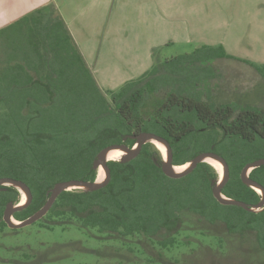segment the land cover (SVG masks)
<instances>
[{
	"label": "trees",
	"instance_id": "16d2710c",
	"mask_svg": "<svg viewBox=\"0 0 264 264\" xmlns=\"http://www.w3.org/2000/svg\"><path fill=\"white\" fill-rule=\"evenodd\" d=\"M221 58L245 61L264 77V63L229 54L224 45H203L105 91L54 2L0 27V178L25 182L33 195L26 208L14 213L15 219L39 211L59 182L95 181L99 151L113 144L133 147L135 139L129 135L139 132L165 138L174 165L216 152L230 169L222 193L258 204L262 195L243 182L241 171L264 158L247 155L246 148L264 140V102L218 101L217 89L204 87L223 75L210 63ZM226 138L234 139L236 149L225 156L219 145ZM160 153L148 142L131 160H110L108 185L64 190L36 224L51 232L59 226L81 230L87 239L137 264H179L204 245H216L215 252L231 250L228 239L240 236L254 240L250 248L257 253L252 256L264 255V207L250 211L220 202L213 193L219 174L206 161L184 177L167 176ZM249 177L264 187V165ZM21 199L16 187L0 185V234L9 227L3 220L7 206ZM185 215L197 217L204 229L183 230ZM219 224L226 237L205 230ZM206 235L215 237L209 245L201 239ZM211 264L227 262L223 258Z\"/></svg>",
	"mask_w": 264,
	"mask_h": 264
},
{
	"label": "rangeland",
	"instance_id": "374dc122",
	"mask_svg": "<svg viewBox=\"0 0 264 264\" xmlns=\"http://www.w3.org/2000/svg\"><path fill=\"white\" fill-rule=\"evenodd\" d=\"M53 1L69 16L83 13L79 48L84 46L87 60L105 91L118 89L124 81L140 76L155 63L161 65L176 55L190 53L195 47L192 41L221 42L229 54L251 61L264 58V0ZM1 4L3 9L10 8L4 13L5 19L14 18L28 7L26 0H0ZM90 9H93V19L87 13ZM210 63L223 75L214 82L210 80L204 87L211 85L217 89L218 101L221 98L233 104L264 102V77L256 67L229 58L211 60ZM224 141L219 148L226 156L230 150L236 149V145L232 138ZM246 148L247 155L264 156L262 139H256ZM185 216L183 230L204 229V223L199 224L197 217L190 216L191 221H188L190 217ZM208 227L205 230L227 235L221 224ZM53 231L40 228L36 222L18 231L7 227L0 234V264H137L128 257L129 261H124L120 253L112 254V250L87 239L81 230H64L59 226ZM192 232L195 236L196 232ZM214 238L201 236L208 245ZM239 238L228 239L231 250L215 252L216 245L212 249H209L211 245H204L179 259V264H200L201 261L211 264L223 258L227 264H263V254L252 256L257 253L250 248L254 240ZM241 241L246 242L244 246ZM107 255L113 260L108 261L104 257Z\"/></svg>",
	"mask_w": 264,
	"mask_h": 264
},
{
	"label": "water",
	"instance_id": "95a60500",
	"mask_svg": "<svg viewBox=\"0 0 264 264\" xmlns=\"http://www.w3.org/2000/svg\"><path fill=\"white\" fill-rule=\"evenodd\" d=\"M129 138L135 139V145L133 147H130L126 144H113L111 146H108L107 148H104L99 151L95 161H94V169L99 170V168L104 167L105 173H106V179L99 182L97 179L95 181H87V180H66L59 182L54 186V188L51 190L50 197L48 198V201L45 202L43 207L37 211L35 214L30 216L29 218H26L25 220L22 221H17L15 222V217L14 213L17 211H20L24 208H26L30 201L33 199L32 192L28 185L25 184V182L18 181L17 179H12V178H0V185L1 186H9L12 185L16 187L17 189H22L28 194V200L23 205L20 204H9L5 210L3 220L6 222V224L11 227V228H23L25 226H28L32 223L37 222L39 219L43 218L49 209L53 206L54 202L57 200L58 196L64 191V190H72V189H82V190H87V191H94L102 188L103 186L105 187L106 185L109 184L110 179H111V172L108 167V162L110 160H107V153L113 149L116 148H122L125 150V155L121 157L122 161H128L136 157L141 151L142 147L144 144L150 142L151 140L155 139L158 140L159 142L163 143L167 147V159L163 158V171L164 173L169 176V177H174L175 179L184 177L187 175L189 172H192L195 170L197 165L201 162H205L206 158H213L219 160L223 165H224V176L223 179L221 180L219 178L218 182L214 185L213 188V193L214 196L222 203H225V205H240L242 208H245L250 211H256L258 209H262L264 207V187L260 185V183L252 180L249 177V172H251L254 168L263 166L264 165V158H259L255 160L252 163H249L246 165L243 171H241V177L242 180L245 184L253 187L256 191L257 189L260 188V191L262 192V200L255 205H248L247 203L241 201V200H236V199H231L227 198L223 193H222V188L225 186L227 181L229 180V166L226 163V160L216 154V152H209L205 151L203 153L198 154L193 160H190L182 165L189 164L188 168L185 170H182L180 172L175 171L177 166H182V165H174L173 163V155H172V148L169 144V142L163 138L158 136V134L153 133V132H139L136 134L129 135ZM19 191V190H18ZM260 193V192H259Z\"/></svg>",
	"mask_w": 264,
	"mask_h": 264
},
{
	"label": "crops",
	"instance_id": "0c3cea01",
	"mask_svg": "<svg viewBox=\"0 0 264 264\" xmlns=\"http://www.w3.org/2000/svg\"><path fill=\"white\" fill-rule=\"evenodd\" d=\"M51 2H54L53 0H26V3H27V5H28V7H27V10H25V12H18L17 13V15H15V17L14 18H9L8 17V19H5L6 17L4 16V13H6L10 8L9 7H6V9L4 8L3 9V6H2V4L0 5V27H3V26H7V25H9L10 23H12V22H14L15 20H17L19 17H21V16H24V15H26L27 13H29V12H31V11H33V10H35V9H37V8H41V7H43V6H45V5H47V4H49V3H51ZM55 3V2H54ZM56 5H57V3H55ZM58 8V7H57ZM22 9V8H21ZM58 10H59V8H58ZM93 9H90L89 10V12H87L89 15H90V19L92 18L93 19V17H92V11ZM19 11V10H18ZM63 12V11H62ZM60 10H59V13H60V15L63 17V19L66 21V23L68 24V26H69V29H70V31H71V33L73 34V36H74V39H75V41L77 42V44H78V42H80L79 41V39H80V37H81V33L79 34V31H81V29L83 28V24L81 23V17H82V14L83 13H81V15H76V16H69V13H62ZM80 26V27H79ZM81 40V39H80ZM192 43H193V45L196 47H199V46H203V45H212V46H218V45H224L223 43H221V42H212V41H200L199 43L198 42H195V41H192ZM225 46V45H224ZM78 47H79V44H78ZM226 47V46H225ZM80 49V48H79ZM84 46H82V49H80V51L84 54V56L86 57V51L84 50ZM153 50H154V48H153ZM236 56V55H235ZM241 58H243V57H241ZM86 59H87V57H86ZM246 59V58H245ZM247 60V59H246ZM88 61V60H87ZM251 61V60H250ZM251 62H253V63H256V64H263L264 63V58L263 59H260V60H258L257 62L256 61H251ZM88 64H89V66H90V68L92 69V67H91V65H90V63H89V61H88ZM154 65V64H153ZM149 70V69H148ZM147 70V71H148ZM92 71H93V69H92ZM93 73H94V71H93ZM145 73V72H144ZM143 73V74H144ZM96 76V75H95ZM97 78V77H96ZM136 78V77H135ZM132 79H134V78H132ZM98 80V79H97ZM129 80H131V79H129ZM129 80H127V81H124V82H128ZM98 82V81H97ZM123 82V83H124ZM99 84V83H98ZM101 87V86H100Z\"/></svg>",
	"mask_w": 264,
	"mask_h": 264
},
{
	"label": "bare ground",
	"instance_id": "6f19581e",
	"mask_svg": "<svg viewBox=\"0 0 264 264\" xmlns=\"http://www.w3.org/2000/svg\"><path fill=\"white\" fill-rule=\"evenodd\" d=\"M150 142H153L157 146V148L161 151L163 158L167 159V152H168L167 147L163 143L155 139L151 140ZM125 154H126L125 150H123L122 148H116L107 153V160H119ZM205 160L206 162L211 164L214 168H216V170H218L217 172L219 173V178L222 180L224 176V171H225L224 165L217 159L207 157ZM188 166L189 164L177 166L175 171L180 172L188 168ZM105 179H106V173H105L104 167H101L99 168L97 180L101 182ZM18 190L20 191L21 194H23L22 200L19 202L20 205H23L26 202V200H28V194L22 189H18ZM257 190L258 192H260V194H262V192L260 191V188H258ZM15 222H17V220H15Z\"/></svg>",
	"mask_w": 264,
	"mask_h": 264
},
{
	"label": "flooded vegetation",
	"instance_id": "af4514ba",
	"mask_svg": "<svg viewBox=\"0 0 264 264\" xmlns=\"http://www.w3.org/2000/svg\"><path fill=\"white\" fill-rule=\"evenodd\" d=\"M40 220V219H39ZM38 222V221H37Z\"/></svg>",
	"mask_w": 264,
	"mask_h": 264
}]
</instances>
